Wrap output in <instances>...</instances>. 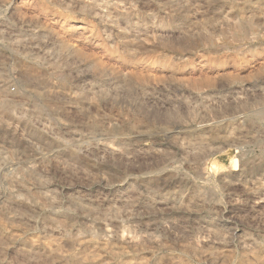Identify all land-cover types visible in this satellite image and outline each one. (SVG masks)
<instances>
[{"label": "rangeland", "instance_id": "obj_1", "mask_svg": "<svg viewBox=\"0 0 264 264\" xmlns=\"http://www.w3.org/2000/svg\"><path fill=\"white\" fill-rule=\"evenodd\" d=\"M0 104V264H264V0H0Z\"/></svg>", "mask_w": 264, "mask_h": 264}, {"label": "bare ground", "instance_id": "obj_2", "mask_svg": "<svg viewBox=\"0 0 264 264\" xmlns=\"http://www.w3.org/2000/svg\"><path fill=\"white\" fill-rule=\"evenodd\" d=\"M142 2H143V1H142ZM157 2H158V1H157ZM140 5H141V4H140ZM143 5H144L143 7H145L146 9H149V8H151V6H152V5L150 4V1L147 2V3H144ZM143 7L141 6V8H143ZM152 7H153V6H152ZM147 11H148V10H147ZM252 12H253V11H252ZM117 18H118V17H117ZM121 19H122V18H121ZM139 22H140V21H139ZM135 25H136V24H135ZM139 25H140V24H139ZM128 26H129V25H128ZM131 26H132V25H131ZM49 31H50V30H49ZM28 64H29V63H28ZM26 66H27V65H26ZM26 66H25V67H26ZM32 67H33V66H32ZM37 74H38V73H37ZM34 94H35V93H34ZM1 101H2V100H1ZM3 101H4V99H3ZM3 101H2V102H3ZM5 101H6V100H5ZM5 101H4V103H5ZM46 104H49V103L46 102ZM0 105H1L0 110H1V109H2V110H6V109H7V108H6L7 105H6V106H4V104H3V105L0 104ZM2 107H3L4 109H3ZM8 107H9V106H8ZM2 113H3V112H2ZM231 163H232V166L234 167V170H237V166H238V164H237V160H236V159H232V162H231ZM45 227H46V226H45ZM48 227H49V226H48ZM48 227H47V228H48ZM44 229H45V228H44ZM48 229H49V228H48ZM50 231H51V230H50ZM50 231H49V232H50ZM1 232H2V231H1ZM44 232H45V231H44ZM46 232H47V231H46ZM108 232H109V231H108ZM11 234H12V233H11ZM47 234H49V233H47ZM50 235H51V234H50ZM50 235H49V236H50ZM121 235H122V234H121ZM52 236H53V235H52ZM120 237H121V236H120ZM114 238H116V237H114ZM4 240H5V239H3V238L0 239V245H3V244L6 242V241H4ZM31 240H32V239H31ZM107 241H108V240H107ZM112 242H113V241H112ZM126 242H127V240H126ZM130 242H131V241H129V243H130ZM32 243H33V242H32ZM108 243H109V242H105L104 244L107 245ZM5 244H6V243H5ZM5 244H4V245H5ZM6 245H7V244H6ZM8 245H9V244H8ZM48 245H49V244H48ZM105 245H104V246H105ZM126 245H127V244H126ZM108 247L112 248L111 246H108ZM57 248H59V247H57ZM59 250H60V249H59ZM113 250H114V249H113ZM30 251H31V250H30ZM33 251H34V250H33ZM29 256H30V255H29ZM33 257H34V256H33ZM36 258H38V257H36ZM39 258H40V257H39ZM41 259H42V258H41ZM45 259H47V258H45ZM36 261H38V260H36ZM39 261H40V260H39ZM47 261H48V259H47ZM49 261H50V260H49ZM18 262H19V261H18ZM22 262H23V261H22ZM22 262H20V263H22ZM24 263H25V262H24ZM28 263H29V262H28ZM30 263H31V262H30ZM17 264H18V263H17Z\"/></svg>", "mask_w": 264, "mask_h": 264}, {"label": "built area", "instance_id": "obj_3", "mask_svg": "<svg viewBox=\"0 0 264 264\" xmlns=\"http://www.w3.org/2000/svg\"><path fill=\"white\" fill-rule=\"evenodd\" d=\"M10 92H11V93H15V92H16V85H15V84H12V85L10 86Z\"/></svg>", "mask_w": 264, "mask_h": 264}]
</instances>
